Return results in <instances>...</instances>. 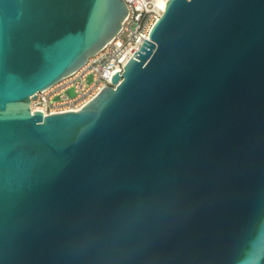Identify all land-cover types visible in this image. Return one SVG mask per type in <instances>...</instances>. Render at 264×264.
I'll return each mask as SVG.
<instances>
[{"label": "water", "instance_id": "95a60500", "mask_svg": "<svg viewBox=\"0 0 264 264\" xmlns=\"http://www.w3.org/2000/svg\"><path fill=\"white\" fill-rule=\"evenodd\" d=\"M128 12L0 0V264H264V0H168L115 87L32 110Z\"/></svg>", "mask_w": 264, "mask_h": 264}, {"label": "built area", "instance_id": "2783aa9c", "mask_svg": "<svg viewBox=\"0 0 264 264\" xmlns=\"http://www.w3.org/2000/svg\"><path fill=\"white\" fill-rule=\"evenodd\" d=\"M128 14L120 32L109 41L97 54L88 58L77 71L64 77L52 87L38 91L31 101L33 111L41 110L44 114L78 110L91 100L105 86L115 87L112 76L119 71L123 75L126 64L136 51L142 47L145 38L150 39V32L155 21L164 12L158 7V0H125ZM92 75L91 82L88 81ZM74 88L75 95L67 92ZM59 96L58 100L55 98Z\"/></svg>", "mask_w": 264, "mask_h": 264}, {"label": "bare ground", "instance_id": "6f19581e", "mask_svg": "<svg viewBox=\"0 0 264 264\" xmlns=\"http://www.w3.org/2000/svg\"><path fill=\"white\" fill-rule=\"evenodd\" d=\"M168 0H158V7L160 10H165Z\"/></svg>", "mask_w": 264, "mask_h": 264}]
</instances>
